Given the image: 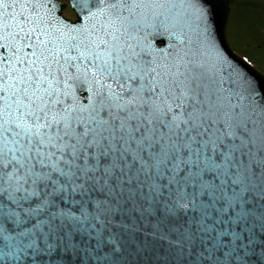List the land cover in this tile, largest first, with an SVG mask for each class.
<instances>
[{"label":"snow or ice","instance_id":"1","mask_svg":"<svg viewBox=\"0 0 264 264\" xmlns=\"http://www.w3.org/2000/svg\"><path fill=\"white\" fill-rule=\"evenodd\" d=\"M72 6L0 0V264H264V86L211 0Z\"/></svg>","mask_w":264,"mask_h":264},{"label":"water","instance_id":"2","mask_svg":"<svg viewBox=\"0 0 264 264\" xmlns=\"http://www.w3.org/2000/svg\"><path fill=\"white\" fill-rule=\"evenodd\" d=\"M72 1V0H71ZM53 2V0H52ZM196 3L197 0H192ZM54 3V2H53ZM207 6V5H205ZM58 12L56 15H58ZM191 19L194 21L195 16L193 15ZM228 20V8L226 0H211V12H210V33L211 39L215 42L216 46L234 63L242 67L250 76L256 79L262 86H264V76L253 70L249 65L238 59L229 50L228 45L225 40V25ZM149 31H152L149 29ZM179 33L180 29L174 30ZM150 39L154 48V55L160 64H171L179 53L183 55L185 52L188 53L186 59L199 58L197 49L200 48L197 39V33L195 31V23L192 24V28H183V35L178 36L165 32L160 29L158 32H153ZM183 40V43L180 41ZM151 59V57H147ZM211 63L210 57H204Z\"/></svg>","mask_w":264,"mask_h":264},{"label":"rangeland","instance_id":"3","mask_svg":"<svg viewBox=\"0 0 264 264\" xmlns=\"http://www.w3.org/2000/svg\"><path fill=\"white\" fill-rule=\"evenodd\" d=\"M256 1V0H252ZM239 4L240 0H234ZM260 4V3H258ZM65 15H69L68 12ZM227 42L237 55L245 54L258 63V70L264 73V14L253 8L232 9L231 20L226 28ZM260 66V67H259Z\"/></svg>","mask_w":264,"mask_h":264},{"label":"flooded vegetation","instance_id":"4","mask_svg":"<svg viewBox=\"0 0 264 264\" xmlns=\"http://www.w3.org/2000/svg\"><path fill=\"white\" fill-rule=\"evenodd\" d=\"M260 3V4H258ZM233 9L236 10L237 7L241 10L242 8H245V6L247 8H253L257 11H262V13L264 14V0H256V1H252V0H240L239 4H234L232 5ZM230 10L232 12V7H230ZM69 15H73L72 12L70 10H67ZM69 20H71L70 16L68 17ZM245 55V54H243ZM255 63H257V61L253 60Z\"/></svg>","mask_w":264,"mask_h":264}]
</instances>
